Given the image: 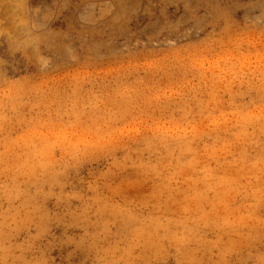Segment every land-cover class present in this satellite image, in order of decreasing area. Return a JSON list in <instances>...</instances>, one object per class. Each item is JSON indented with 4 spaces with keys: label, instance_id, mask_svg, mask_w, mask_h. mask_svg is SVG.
Masks as SVG:
<instances>
[{
    "label": "rangeland",
    "instance_id": "rangeland-1",
    "mask_svg": "<svg viewBox=\"0 0 264 264\" xmlns=\"http://www.w3.org/2000/svg\"><path fill=\"white\" fill-rule=\"evenodd\" d=\"M30 4L52 63L0 39V264H264V0Z\"/></svg>",
    "mask_w": 264,
    "mask_h": 264
},
{
    "label": "clouds",
    "instance_id": "clouds-1",
    "mask_svg": "<svg viewBox=\"0 0 264 264\" xmlns=\"http://www.w3.org/2000/svg\"><path fill=\"white\" fill-rule=\"evenodd\" d=\"M9 16L0 23V39L9 43L12 55L20 54L33 62L40 71H46L52 63L47 35L52 30L48 19L51 9L31 7L30 0H8ZM5 65L6 62L0 59Z\"/></svg>",
    "mask_w": 264,
    "mask_h": 264
}]
</instances>
